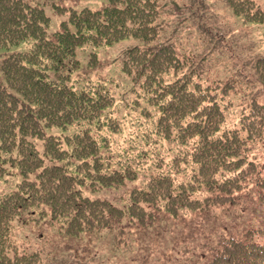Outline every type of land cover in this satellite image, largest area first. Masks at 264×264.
<instances>
[{"label": "trees", "instance_id": "16d2710c", "mask_svg": "<svg viewBox=\"0 0 264 264\" xmlns=\"http://www.w3.org/2000/svg\"><path fill=\"white\" fill-rule=\"evenodd\" d=\"M66 1L0 0V264H44L15 240L39 225L117 248L181 228L216 242L208 264H264L262 225L215 237L231 210L264 207V54L224 80L203 66L213 50L163 38L158 0ZM225 1L264 41L262 1ZM46 8L66 16L56 31ZM130 39L122 75L101 73L99 53Z\"/></svg>", "mask_w": 264, "mask_h": 264}, {"label": "rangeland", "instance_id": "374dc122", "mask_svg": "<svg viewBox=\"0 0 264 264\" xmlns=\"http://www.w3.org/2000/svg\"><path fill=\"white\" fill-rule=\"evenodd\" d=\"M158 1L163 19L166 18V23L163 21L161 24V35L164 39L171 38L173 40L171 43L183 49V46H186V50L193 47L196 53H200L203 57L205 53L210 52L209 44L216 43L217 46L226 48L227 41L232 40L233 50L219 49L214 54H208L209 57L203 66L216 70L228 66L230 71L232 69L236 71L241 60L248 62L249 59H256L264 54L261 28L253 24H245L232 12L225 0ZM261 1L264 4V0ZM66 2L78 8L88 7L90 10L105 6L103 0H67ZM50 9L52 12L53 9ZM64 17L66 18L65 15L55 17L53 25L57 26ZM51 31H56V28L53 27ZM205 38L209 44H204ZM138 44L141 42L130 39L103 49L99 53V62L104 67L101 73L108 72L113 77L121 76L119 61L112 64L113 61L122 58L126 50ZM15 50L13 47L11 52L14 53ZM5 54L6 52L0 49V67ZM78 56L83 64L88 63L89 53ZM103 194L100 192L95 196ZM236 210H231L230 216L226 214L218 221L223 223L217 226L215 237L224 235L225 232L233 234L238 229H249L252 227L251 221L257 229L260 225L264 227V207L259 208L258 204L251 203L238 209L237 213ZM193 227L196 228V225ZM156 228L157 226L140 229L129 242L128 236L127 244L121 248L116 247L115 236L107 231L92 235L91 238L68 239L57 227L48 225L30 226L21 232L18 231L15 240L24 243L29 253H40L45 258L44 264H208L216 251V242L210 247L212 239L207 241L206 238L199 237L198 233L193 237L180 228V232L171 237H157ZM222 229L227 230L223 233ZM82 246L87 247L80 249Z\"/></svg>", "mask_w": 264, "mask_h": 264}]
</instances>
